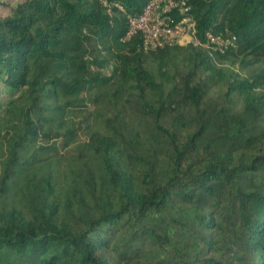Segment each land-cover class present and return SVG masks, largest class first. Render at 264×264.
Returning <instances> with one entry per match:
<instances>
[{"label": "trees", "instance_id": "16d2710c", "mask_svg": "<svg viewBox=\"0 0 264 264\" xmlns=\"http://www.w3.org/2000/svg\"><path fill=\"white\" fill-rule=\"evenodd\" d=\"M4 1L0 264H264V0H190L202 45L149 51L124 40L149 0ZM208 32L236 47L211 53ZM228 63L238 114L206 108Z\"/></svg>", "mask_w": 264, "mask_h": 264}, {"label": "built area", "instance_id": "2783aa9c", "mask_svg": "<svg viewBox=\"0 0 264 264\" xmlns=\"http://www.w3.org/2000/svg\"><path fill=\"white\" fill-rule=\"evenodd\" d=\"M191 11L190 0H149L141 13L127 15L124 40L139 36L144 51L173 45L200 46ZM204 46L213 54H224L236 47V37L208 32Z\"/></svg>", "mask_w": 264, "mask_h": 264}, {"label": "rangeland", "instance_id": "374dc122", "mask_svg": "<svg viewBox=\"0 0 264 264\" xmlns=\"http://www.w3.org/2000/svg\"><path fill=\"white\" fill-rule=\"evenodd\" d=\"M19 1L22 0H15L13 3ZM5 2L6 1L4 0H0V16H6L9 14L8 7H5ZM179 67L182 72L185 71V68L182 64H180ZM218 68L220 69L219 72L221 73V76L214 77L215 83L213 84V87L209 92L207 100L208 106L206 108H210L211 110L215 111H218L219 108H226L230 111L229 113L231 114L241 113V110L243 108L242 99H239L238 97L236 98L234 96H226L225 78L230 74L231 71L236 70V68L231 66L230 63L225 65L220 64ZM256 95L262 98L264 96V89L262 88L257 90ZM120 110L121 111L119 113V118L122 119L125 124V128L127 131L126 137L129 138L131 136L134 140L135 148H142V152L148 154L150 152L148 151V148L153 144V142L155 141V136L157 135L150 119L145 116L143 110L137 106L135 101H123L120 105ZM170 124L171 121L168 122V126ZM178 128L183 129L181 125H178ZM86 141L87 137L85 135H81L79 141L70 147V150L73 151L70 152V156H74L76 145L86 143Z\"/></svg>", "mask_w": 264, "mask_h": 264}]
</instances>
